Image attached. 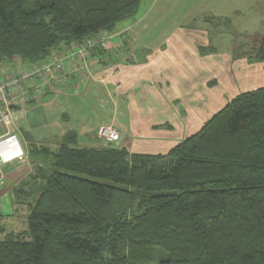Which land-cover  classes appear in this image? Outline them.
I'll list each match as a JSON object with an SVG mask.
<instances>
[{"label":"trees","instance_id":"16d2710c","mask_svg":"<svg viewBox=\"0 0 264 264\" xmlns=\"http://www.w3.org/2000/svg\"><path fill=\"white\" fill-rule=\"evenodd\" d=\"M141 2L0 0V62L31 67L118 34ZM258 38L264 63V32ZM37 152L44 183L28 229L0 238V264H264V88L239 95L165 155L72 139Z\"/></svg>","mask_w":264,"mask_h":264},{"label":"crops","instance_id":"0c3cea01","mask_svg":"<svg viewBox=\"0 0 264 264\" xmlns=\"http://www.w3.org/2000/svg\"><path fill=\"white\" fill-rule=\"evenodd\" d=\"M188 1L175 2L174 9L186 10L181 15L170 8L153 14L154 5L141 16L139 8L118 24L104 54L90 55L91 72L68 64L69 81L42 99L23 98L13 134L26 160L0 165L1 239L28 229L29 202L44 183L41 168L47 169L37 151L58 152L72 139L81 148L165 155L239 95L264 88L260 74L262 85L246 89L253 62L242 54L257 52L236 39L264 32V0ZM104 123L120 131L112 145L97 134ZM6 132L0 124V136ZM7 147L16 152L12 142Z\"/></svg>","mask_w":264,"mask_h":264},{"label":"built area","instance_id":"2783aa9c","mask_svg":"<svg viewBox=\"0 0 264 264\" xmlns=\"http://www.w3.org/2000/svg\"><path fill=\"white\" fill-rule=\"evenodd\" d=\"M116 34L101 32L94 39L82 44H74L65 49L52 52V57L34 66L25 67L19 58L12 63L0 62V124L7 129L0 136V165H5L15 159L26 160L23 148L19 145L13 129L17 124L16 109L27 95L37 99L43 96L57 83L70 80L68 64H74L77 70L91 72L90 55L95 47L109 48ZM124 39L120 40L123 43ZM99 138L109 144L118 141L120 131L113 123H104L97 128ZM12 142L16 152L8 153L7 143Z\"/></svg>","mask_w":264,"mask_h":264},{"label":"rangeland","instance_id":"374dc122","mask_svg":"<svg viewBox=\"0 0 264 264\" xmlns=\"http://www.w3.org/2000/svg\"><path fill=\"white\" fill-rule=\"evenodd\" d=\"M177 0H143L142 2V5L140 7V14L141 16L147 12L152 6H154V12L153 14H155L157 11H166L168 10V8H170V12H174V13H178V14H183L186 10H181V9H174V4ZM192 1V0H191ZM191 1H188V5L191 4ZM193 6V5H192ZM263 6H264V2H263ZM174 9V10H173ZM176 13V14H177ZM170 14V13H169ZM264 25V24H263ZM260 29V25L258 26V28L256 29V32L259 33V30ZM263 35V31L260 32L259 34H256L255 36H251L249 38V40H246V39H243L241 38L242 40H239L238 38H236L239 42H243V44L245 43H249V49L250 50H253L256 51L254 49V47H257L258 44H259V38L258 37H261ZM242 58L246 59V60H251L253 63L250 64V68L247 69V74H246V78H245V81L246 83H244L246 85V89H250V88H253V87H258L261 84V77H260V74H264L263 71H262V64H263V61L261 59H259L256 54L254 55V53H251V54H247V58L245 57L244 53L242 54ZM242 91L244 90H241L239 93H242ZM238 93V92H237ZM237 96V95H236ZM23 215V214H22ZM20 224H22V222H20ZM28 227V225L26 226V228ZM157 264V263H155Z\"/></svg>","mask_w":264,"mask_h":264}]
</instances>
